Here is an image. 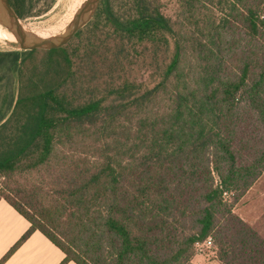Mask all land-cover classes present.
<instances>
[{
  "label": "trees",
  "instance_id": "obj_1",
  "mask_svg": "<svg viewBox=\"0 0 264 264\" xmlns=\"http://www.w3.org/2000/svg\"><path fill=\"white\" fill-rule=\"evenodd\" d=\"M263 174L264 0H101L65 46L0 51V201L30 223L0 264L36 231L60 264H194L208 236L264 264L234 212Z\"/></svg>",
  "mask_w": 264,
  "mask_h": 264
},
{
  "label": "rangeland",
  "instance_id": "obj_2",
  "mask_svg": "<svg viewBox=\"0 0 264 264\" xmlns=\"http://www.w3.org/2000/svg\"><path fill=\"white\" fill-rule=\"evenodd\" d=\"M85 1L40 0L34 10V14L22 20L23 22L26 21L27 23L34 24L49 37L57 36L66 31L74 15ZM123 2L127 5L131 0H123ZM164 3L166 13L174 17L176 0H164ZM12 50H18L16 42H0V51ZM40 57H43V55L40 54ZM148 74V59L144 60L141 58L128 70L126 76L143 81L147 79ZM231 196L232 194L228 198L230 201H232ZM234 212L264 237V174L260 176L249 191L235 204ZM194 258H196L195 254L192 261ZM207 260L212 261V259L208 258ZM196 263L199 264L200 262L196 261Z\"/></svg>",
  "mask_w": 264,
  "mask_h": 264
},
{
  "label": "crops",
  "instance_id": "obj_3",
  "mask_svg": "<svg viewBox=\"0 0 264 264\" xmlns=\"http://www.w3.org/2000/svg\"><path fill=\"white\" fill-rule=\"evenodd\" d=\"M30 223L6 201H0V261L29 230ZM65 254L41 232L36 231L4 262V264H60ZM219 264L196 256L194 264ZM67 264H76L69 262Z\"/></svg>",
  "mask_w": 264,
  "mask_h": 264
},
{
  "label": "water",
  "instance_id": "obj_4",
  "mask_svg": "<svg viewBox=\"0 0 264 264\" xmlns=\"http://www.w3.org/2000/svg\"><path fill=\"white\" fill-rule=\"evenodd\" d=\"M100 1L86 0L64 33L42 38L25 27L23 20L12 8L9 0H0V25L14 35L18 51L58 49L68 44L82 28L91 22L99 9Z\"/></svg>",
  "mask_w": 264,
  "mask_h": 264
},
{
  "label": "built area",
  "instance_id": "obj_5",
  "mask_svg": "<svg viewBox=\"0 0 264 264\" xmlns=\"http://www.w3.org/2000/svg\"><path fill=\"white\" fill-rule=\"evenodd\" d=\"M230 194L225 193V197L229 198ZM195 256L218 260L217 247L212 236H208L203 241L195 244Z\"/></svg>",
  "mask_w": 264,
  "mask_h": 264
},
{
  "label": "bare ground",
  "instance_id": "obj_6",
  "mask_svg": "<svg viewBox=\"0 0 264 264\" xmlns=\"http://www.w3.org/2000/svg\"><path fill=\"white\" fill-rule=\"evenodd\" d=\"M25 27L30 30L33 34L38 35L42 38H49V36L43 32H41L39 30L38 27H36L34 24L32 23H27L26 21L23 22ZM5 41H9L11 43H15L16 39L14 37V35L8 31L5 27H3L2 25H0V42H5Z\"/></svg>",
  "mask_w": 264,
  "mask_h": 264
}]
</instances>
